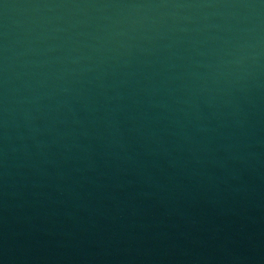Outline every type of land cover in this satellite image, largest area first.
<instances>
[{
	"label": "water",
	"instance_id": "water-1",
	"mask_svg": "<svg viewBox=\"0 0 264 264\" xmlns=\"http://www.w3.org/2000/svg\"><path fill=\"white\" fill-rule=\"evenodd\" d=\"M0 264H264V0H0Z\"/></svg>",
	"mask_w": 264,
	"mask_h": 264
}]
</instances>
